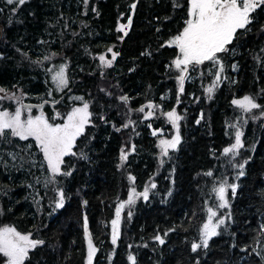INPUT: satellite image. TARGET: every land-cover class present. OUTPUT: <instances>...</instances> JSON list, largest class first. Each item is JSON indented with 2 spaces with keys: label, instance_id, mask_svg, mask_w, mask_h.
<instances>
[{
  "label": "trees",
  "instance_id": "16d2710c",
  "mask_svg": "<svg viewBox=\"0 0 264 264\" xmlns=\"http://www.w3.org/2000/svg\"><path fill=\"white\" fill-rule=\"evenodd\" d=\"M188 8V0H26L21 6L0 0V88L23 94V102H44L40 110L49 122H61L84 101L92 113L73 146L76 155L64 157L62 171L71 175H58L55 185L45 187L51 173L33 138L9 134L11 143L0 141V228L44 241L29 250L25 264H87L85 217L97 249L92 264H132L129 255L135 264H264V6L252 14L250 30L238 29L229 51L218 54L224 71L211 98L205 89L218 67L209 61L189 66L179 92L181 73L172 64L179 49L168 42L183 30ZM129 17L124 35L118 28ZM109 48L118 55L106 67L99 57L110 60ZM62 64L69 84L58 91L48 69ZM245 95L262 107L246 113L232 104ZM148 103L158 107L145 119L147 108L136 110ZM0 108L15 111V102L0 100ZM173 109L182 117L181 143L164 157L152 131L173 134L165 115ZM129 120L134 123L123 127ZM237 128L244 147L225 155ZM121 149L128 152L123 162ZM225 179L237 185L234 195L228 189V210L218 207L213 191ZM151 183L156 188L147 201L140 197L124 208L113 245L116 207L131 187L142 192ZM53 187L65 192L64 207L55 211ZM209 207L226 213V223L194 252Z\"/></svg>",
  "mask_w": 264,
  "mask_h": 264
},
{
  "label": "snow or ice",
  "instance_id": "6c2138e0",
  "mask_svg": "<svg viewBox=\"0 0 264 264\" xmlns=\"http://www.w3.org/2000/svg\"><path fill=\"white\" fill-rule=\"evenodd\" d=\"M8 4H15L17 6L24 5L26 0H6ZM87 5L88 0H84ZM188 19L185 21L183 30L172 38L168 43L170 46H176L179 49V54L176 59L173 60L172 64L178 70L180 75L178 76L179 92L184 91V82L189 71V66L193 69L205 63V61L212 62L213 65L218 67V71L215 73V80L209 85L205 91L211 94L215 91L216 87L221 82V73L224 71V64L218 54L226 53L229 51L227 47L232 43L236 37L237 30L243 29L249 31L248 25L252 23V14L258 9L264 6V0H188ZM135 8V5H132ZM16 8H13V12ZM131 18L128 19V24H121L118 31L124 32L127 35L126 29L131 26ZM122 39V37H121ZM112 52V49H108ZM27 54H25L26 56ZM55 55V53H53ZM118 53L112 52V58L106 59L104 55L99 57L101 64L110 67L113 61L116 59ZM45 60H49L50 57L45 56ZM34 63L40 64V61ZM235 68V65L233 66ZM67 65L62 64L58 70L48 69L52 73L51 80L56 86V90L62 91L68 87L69 80L66 75ZM0 93L5 95L0 96V100H12L16 102L17 107L15 111H9L7 109L0 108V141L11 143L8 136L19 137L21 140H28L33 138L39 151L43 154L44 163H46L47 169L51 173V177L45 178V187L48 184H56V177L58 175L68 176L71 172L62 171L61 166L65 163L64 157L68 155H76L72 151L75 145L77 137L83 135L85 126L90 123V117L92 113L89 112V103L83 102L82 107H75L71 112L67 114V118L64 123L49 122V119L41 113L38 116L31 115L32 105H26L23 103V94L17 96L15 93H7L4 88H0ZM76 100H83V97H75ZM122 101H126V97L120 98ZM58 103V102H57ZM232 104L237 106L243 112L251 113L253 109H260L262 106L255 102V100L245 95L242 99H233ZM145 107L149 109L145 113V119L154 115L152 109L158 107L152 103H148L145 106H141L136 111L145 112ZM28 112L27 118L22 119L24 111ZM59 116V113H56ZM168 120L171 122L173 127L176 129L175 135L171 139H160L159 147L161 149V156H168L169 149L175 150L181 143L180 136V124L179 121L182 119L177 114L176 110L173 109L165 113ZM260 116H264V111H261ZM252 119H259L260 117L252 116ZM245 123L247 121H244ZM134 123L129 120L128 124H124L123 127L127 128L129 124ZM199 123V121H197ZM150 126V125H149ZM236 127V125H231ZM119 131L120 129H116ZM160 130H154L152 135L156 136ZM243 133L237 128L235 132L234 143L229 147L223 149V154H232L233 156L239 155V150L244 147L242 141ZM30 149L31 144L27 145ZM132 151H135V146H132ZM13 160L16 159V155L12 152L8 153ZM83 155V154H82ZM86 158V157H83ZM121 161H125L128 158V152L121 149ZM0 162H3L0 159ZM44 163L41 167H44ZM164 163L163 160L160 161ZM244 163H247L245 161ZM244 163L237 165L240 169L239 176H243ZM205 175L212 176V172L209 171ZM129 179L135 183V177L129 176ZM39 178L37 183H39ZM156 188L155 183H151L144 187L142 192H137L133 186L129 192L126 201H121L116 207L115 219L111 221L112 225V243L115 245L119 239L120 231L119 225L121 221V213L126 206L134 205L136 200L142 197L145 201L149 199V192ZM231 189L232 194L236 192V184H228L225 179L219 184L218 187H214L213 191L216 193L220 203L219 208H225L229 206V200L227 198L228 189ZM58 196L55 200V209L64 207L65 203V192L62 188L53 187L52 189ZM171 195V192H169ZM39 203V201H37ZM87 202L85 201V204ZM208 217L207 222L203 224V228L200 234L201 243H193L191 245L192 250L195 252L198 248L203 246L208 247L209 239L217 236V231L220 226L225 225L226 221L224 217H219L213 222V218L217 217V211L209 207L207 209ZM132 212H128V216L131 217ZM264 229V225L261 226ZM84 232L87 239L88 253H87V264H92L93 257L97 251L93 244V237L88 229L87 217L84 218ZM264 234V233H262ZM161 244L164 240L161 236L157 235L154 237ZM42 240H34L31 238V233L21 234L14 227L4 226L0 228V254L7 257L6 264H25L28 259L29 250L35 249L38 245L43 244ZM128 259L135 264V257L129 255Z\"/></svg>",
  "mask_w": 264,
  "mask_h": 264
},
{
  "label": "rangeland",
  "instance_id": "374dc122",
  "mask_svg": "<svg viewBox=\"0 0 264 264\" xmlns=\"http://www.w3.org/2000/svg\"><path fill=\"white\" fill-rule=\"evenodd\" d=\"M174 38V37H173ZM172 39V38H171ZM170 39V40H171ZM169 40V41H170ZM82 105H83V103H81V104H79V105H75L73 108H75V107H82ZM17 107V104H16V102H15V108ZM72 108V109H73ZM33 109V108H32ZM32 109H31V115H33V116H38V115H40L41 113H43L44 114V112L42 111V110H40V109H36L35 111H32ZM35 109V108H34ZM72 109L69 111V112H71L72 111ZM149 111V109L147 108V110H146V113ZM152 111H153V109H152ZM68 112V113H69ZM67 113V114H68ZM67 114L66 115H64L62 118H61V122H58V123H64L65 122V120H66V118H67ZM27 115H28V112L25 110L24 112H23V114H22V119H26L27 118ZM44 116H45V114H44ZM58 119L57 120H60V116H56ZM168 119V118H167ZM172 127H173V125H172ZM154 131V130H153ZM153 131H152V133H153ZM162 133V131L160 130L159 132H158V134L156 135L157 137H158V146H159V140L160 139H171L174 135H175V133H176V129L173 127V134L170 136V137H166V136H164V134H161ZM132 188V187H131ZM131 188L129 189V192H130V190H131ZM138 192V191H137ZM128 195H129V193H128ZM216 197H217V195H216ZM127 198H128V196H127ZM228 198V197H227ZM127 200V199H126ZM125 200V201H126ZM217 200H218V205H219V203H220V201H219V199H218V197H217ZM227 208V210H228V207H226ZM213 210H215V211H217V214H218V216L217 217H215V218H213V222H215V220L217 219V218H219V217H224L225 219H226V213H223V214H219L218 213V210L217 209H213ZM123 212V211H122ZM207 217H208V215H207ZM207 222V219H206V221H205V223ZM4 227V226H3ZM2 228V227H1ZM6 261H7V257H5L4 256V260L1 262L2 264H6ZM92 263H93V261H92Z\"/></svg>",
  "mask_w": 264,
  "mask_h": 264
},
{
  "label": "water",
  "instance_id": "95a60500",
  "mask_svg": "<svg viewBox=\"0 0 264 264\" xmlns=\"http://www.w3.org/2000/svg\"><path fill=\"white\" fill-rule=\"evenodd\" d=\"M1 35H2V25L0 24V38H1ZM24 104L26 105H32L33 107L32 108H37V109H42L44 107V102L42 103H27V102H23Z\"/></svg>",
  "mask_w": 264,
  "mask_h": 264
}]
</instances>
